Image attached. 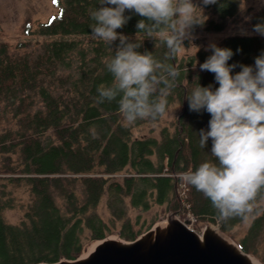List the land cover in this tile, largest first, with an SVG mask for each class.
<instances>
[{
  "label": "trees",
  "instance_id": "1",
  "mask_svg": "<svg viewBox=\"0 0 264 264\" xmlns=\"http://www.w3.org/2000/svg\"><path fill=\"white\" fill-rule=\"evenodd\" d=\"M56 11L27 33L46 37L72 34L70 39H46L31 55L11 50L0 42V264L53 263L75 259L84 242L106 237L117 229L118 236L133 240L143 232L140 215L131 218L129 207L140 210L165 204L168 211L191 215L200 223L217 225L228 234L243 217L219 218L210 199L183 180L202 163L218 161L211 155L212 142L199 146V131L208 130L211 116L189 110L187 96L199 84L219 87L215 74L199 65L212 55L211 48L179 59H169L166 35L148 37L136 24L143 17L126 11L128 23L117 31L133 42L138 52L151 55L178 70L175 87L166 96L157 90V99L167 107L178 102L181 112L174 129L162 127L159 137L136 135V126L161 118L138 119L128 123L116 101L98 102V89L115 81L107 69L119 41L111 47L91 35V12L99 0H51ZM240 0H218L211 10L217 16L205 20L203 31L224 29L227 18L238 11ZM208 7L210 5H207ZM264 23V6L252 17L251 26ZM194 27V28H195ZM140 33L143 34L140 37ZM218 47L230 48L228 61L254 66L264 53V36L229 35ZM239 49V51H237ZM24 186L29 198L22 206V218L11 223L4 218L13 207L11 189ZM264 197V192L257 201ZM104 201L109 217L97 210ZM256 201V202H257ZM150 222L146 229L152 224ZM117 225V227H116ZM145 231V230H144ZM264 234V207H257L238 246L264 264V249L258 243Z\"/></svg>",
  "mask_w": 264,
  "mask_h": 264
},
{
  "label": "clouds",
  "instance_id": "2",
  "mask_svg": "<svg viewBox=\"0 0 264 264\" xmlns=\"http://www.w3.org/2000/svg\"><path fill=\"white\" fill-rule=\"evenodd\" d=\"M203 5H215L218 0H202ZM203 9L193 0H99V7L91 12L95 24L91 35L110 47L119 41L115 56L107 64L115 83L98 89L103 103L116 101L119 111L128 123L138 119H153L165 114L166 99H157L160 85L166 96L175 87L178 70L164 65L149 52L137 51L141 42H133L119 33L131 16L126 11L143 17L137 22L138 32L148 37L166 34L169 59L192 39L195 26H202ZM254 31L264 36V23L256 24ZM212 55L200 64L201 71L215 74L219 87L199 84L187 96L189 110L206 111L211 119L208 130L199 131V146L205 148L211 139V155L218 164L205 162L195 171L183 174V180L210 199L221 220L251 216L258 196L264 192V53L255 58L254 66L241 65L235 75L236 64L228 61L234 53L230 48L210 45ZM239 51V49L237 50Z\"/></svg>",
  "mask_w": 264,
  "mask_h": 264
},
{
  "label": "rangeland",
  "instance_id": "3",
  "mask_svg": "<svg viewBox=\"0 0 264 264\" xmlns=\"http://www.w3.org/2000/svg\"><path fill=\"white\" fill-rule=\"evenodd\" d=\"M194 4L199 5L203 9V16L208 20L210 18H216L217 16L212 12V5L205 6L202 0H193ZM264 6V0H240L238 11L235 15L227 18L226 25L224 29L220 31H203L199 27H195L192 31V39H185L183 41V46L177 52L179 59H186L189 56L196 54L200 48H209L210 45L215 44L216 46L220 44L222 39L229 35H260L254 31L251 26V20L253 15ZM56 11L51 0H0V42H5L8 44L9 48L19 54L29 53L31 55L37 53L40 50L41 42L46 39H60V38H73L72 34L66 35H50L46 37L37 36L36 34L27 33L25 26H29L32 30L39 22L45 21L48 16ZM197 15L200 16V10H197ZM205 17L200 16L201 19ZM158 36L166 35L163 33H155ZM124 35V34H123ZM140 37L143 36L142 33L139 34ZM86 36L84 40L89 39ZM94 38V37H93ZM96 39V38H95ZM181 112V106L176 101L167 107L166 112L161 118L155 122L142 124L134 128L136 135H154L159 137V131L162 127H168L173 130L176 124V120ZM8 126L6 120H0V130ZM5 189L8 191L11 189L12 195L15 196L13 200V207L6 208L4 211V218L6 221L11 223H16L22 218L23 209L21 205L28 200V191L24 186L13 188L10 184H5ZM257 207H264V197L256 202ZM256 207V208H257ZM97 210L104 219H108L109 213L106 209L104 201H102ZM172 212L168 211L165 204L158 205L154 204L149 209L140 210L138 208L129 207V215L134 218L136 215H140V221H144L141 228L143 232L146 226L150 224L153 220L154 223L162 222L168 219ZM176 215V214H175ZM254 213L247 219L243 218L238 222L228 234L219 231L217 225L205 224L196 221L191 215L186 214L185 216H178V219L185 220L184 218H189V226L194 231L201 233L205 226H211L217 229L220 236L225 238L226 242L231 241L234 245H237L238 240L244 235ZM168 216V217H167ZM173 216V215H172ZM175 217V216H173ZM176 217V218H177ZM153 223V224H154ZM152 224V225H153ZM151 225V226H152ZM117 227V225H116ZM141 234V233H140ZM217 235V233H214ZM107 236H118L117 229H114L113 233ZM219 238V237H217ZM222 239V238H219ZM224 240V239H222ZM228 240V241H227ZM93 240L85 241L83 247L89 244ZM230 243V242H228ZM259 249L263 251L264 249V234L261 235L259 243ZM82 253V250L80 254ZM79 254V255H80ZM257 259L261 264L259 258L249 253Z\"/></svg>",
  "mask_w": 264,
  "mask_h": 264
},
{
  "label": "water",
  "instance_id": "4",
  "mask_svg": "<svg viewBox=\"0 0 264 264\" xmlns=\"http://www.w3.org/2000/svg\"><path fill=\"white\" fill-rule=\"evenodd\" d=\"M171 215L177 217L174 213ZM155 224L133 240H124L119 237L122 242L114 240L105 242L86 259L77 261L78 255L75 259L35 264H245L236 254L230 252L220 242L218 243L214 237L207 236L204 245H200L194 230L181 223H178L176 230L165 228L162 230L161 237L150 239ZM145 235L143 240L139 238ZM214 236L223 238L220 235ZM106 237L97 240H103ZM240 250L244 252L241 248Z\"/></svg>",
  "mask_w": 264,
  "mask_h": 264
},
{
  "label": "bare ground",
  "instance_id": "5",
  "mask_svg": "<svg viewBox=\"0 0 264 264\" xmlns=\"http://www.w3.org/2000/svg\"><path fill=\"white\" fill-rule=\"evenodd\" d=\"M188 220L189 218L182 220L180 218L178 219L176 217H173L172 215H169L167 220L158 222V224L156 223L154 225V229L152 231L153 234H151L150 239L161 237V234L163 233L162 230H164L165 228H169V229L173 228V230H176L178 228L177 226L178 223H181L187 227ZM194 232L196 233L197 241L199 242L200 245H204L205 238L207 236H211V237H214V239H216L218 243L220 242L228 250H230V252L236 254L245 264H261L253 256L242 252L240 248L237 245H234L231 241L227 240L228 242H230L228 243L225 241L226 239L222 240L223 238L219 239L221 237L218 236L219 238H217L216 236H214L215 235L214 233H217V235H219L217 232V229H215L214 227L205 226L201 233H198L196 231ZM145 237L146 235L143 237H139V238L143 240ZM110 240H114L116 242H122V240L117 236H107L103 240H93L83 248L82 253L76 258V260L79 261V260H83V259L90 257V255H92V253L95 251L97 247L101 246L102 244Z\"/></svg>",
  "mask_w": 264,
  "mask_h": 264
}]
</instances>
